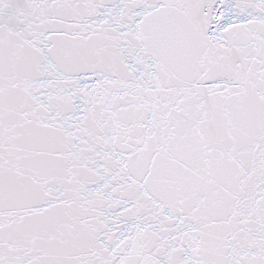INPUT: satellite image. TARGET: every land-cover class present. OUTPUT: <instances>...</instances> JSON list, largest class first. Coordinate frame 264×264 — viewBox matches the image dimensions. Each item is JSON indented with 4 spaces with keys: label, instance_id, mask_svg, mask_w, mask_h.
<instances>
[{
    "label": "snow or ice",
    "instance_id": "6c2138e0",
    "mask_svg": "<svg viewBox=\"0 0 264 264\" xmlns=\"http://www.w3.org/2000/svg\"><path fill=\"white\" fill-rule=\"evenodd\" d=\"M0 264H264V0H0Z\"/></svg>",
    "mask_w": 264,
    "mask_h": 264
}]
</instances>
